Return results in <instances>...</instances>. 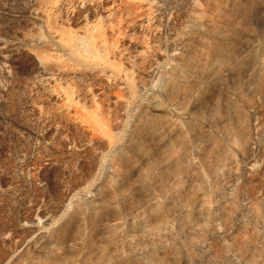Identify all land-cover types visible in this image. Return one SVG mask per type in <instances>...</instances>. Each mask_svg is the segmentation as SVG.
Wrapping results in <instances>:
<instances>
[{"label":"rangeland","instance_id":"obj_1","mask_svg":"<svg viewBox=\"0 0 264 264\" xmlns=\"http://www.w3.org/2000/svg\"><path fill=\"white\" fill-rule=\"evenodd\" d=\"M0 264H264V0H0Z\"/></svg>","mask_w":264,"mask_h":264}]
</instances>
